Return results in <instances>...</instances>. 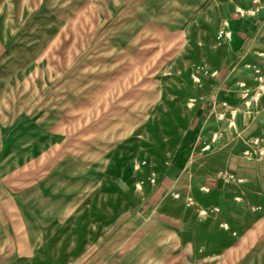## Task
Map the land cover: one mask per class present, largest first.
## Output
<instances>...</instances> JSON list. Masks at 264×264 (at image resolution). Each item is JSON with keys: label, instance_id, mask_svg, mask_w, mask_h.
Listing matches in <instances>:
<instances>
[{"label": "rangeland", "instance_id": "rangeland-1", "mask_svg": "<svg viewBox=\"0 0 264 264\" xmlns=\"http://www.w3.org/2000/svg\"><path fill=\"white\" fill-rule=\"evenodd\" d=\"M255 6L0 0V264H264Z\"/></svg>", "mask_w": 264, "mask_h": 264}, {"label": "built area", "instance_id": "built-area-1", "mask_svg": "<svg viewBox=\"0 0 264 264\" xmlns=\"http://www.w3.org/2000/svg\"><path fill=\"white\" fill-rule=\"evenodd\" d=\"M259 11H260V6H255V7L251 8L248 12H249L251 15H254L255 13H258ZM220 33H221L222 35H224V37H228V38H230L232 31L229 29V26H228V23H227V22L224 23V28L221 29ZM262 55H263V54H262ZM247 67H252L254 73H256V75H257V78H258L259 80L262 79L263 75H262V69H261L260 66H258L257 64H253V65H251V64H247ZM240 85H241L242 87H244L245 84H244V83H241ZM248 93H249V90H248L247 88H245V89H244V96H245V95H248ZM223 105L226 106V102H223ZM232 123H233V121H230V122H229V124H232ZM253 142H254V144H259L260 142H264V138L256 137V138H254ZM246 152H248V151H246ZM259 152H260L261 154L264 153V146L261 147V148L259 149ZM151 181H153V178H151Z\"/></svg>", "mask_w": 264, "mask_h": 264}, {"label": "crops", "instance_id": "crops-1", "mask_svg": "<svg viewBox=\"0 0 264 264\" xmlns=\"http://www.w3.org/2000/svg\"><path fill=\"white\" fill-rule=\"evenodd\" d=\"M6 1H8V0H6ZM8 3L9 2H5L4 4H6V6L8 5ZM6 6H4L3 8L5 9V8H7ZM262 12H264V9L260 12H258V14H257V16L259 15V14H261ZM4 13V14H3ZM9 13V11H5V12H3V10H2V16H7L6 14H8ZM252 31H254V25L253 24H251V25H247V27L245 28H243V40H244V44L246 45V47H250L251 45H252V41H253V36H254V32H252ZM262 65H264V61L262 62Z\"/></svg>", "mask_w": 264, "mask_h": 264}]
</instances>
